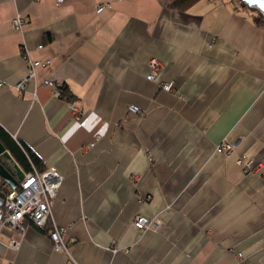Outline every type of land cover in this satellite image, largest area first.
Returning a JSON list of instances; mask_svg holds the SVG:
<instances>
[{
	"label": "crops",
	"instance_id": "obj_1",
	"mask_svg": "<svg viewBox=\"0 0 264 264\" xmlns=\"http://www.w3.org/2000/svg\"><path fill=\"white\" fill-rule=\"evenodd\" d=\"M173 1L0 0V128L62 175L52 219L69 242L6 225L2 264H264V28L238 0ZM28 60L50 64L20 92Z\"/></svg>",
	"mask_w": 264,
	"mask_h": 264
},
{
	"label": "built area",
	"instance_id": "obj_2",
	"mask_svg": "<svg viewBox=\"0 0 264 264\" xmlns=\"http://www.w3.org/2000/svg\"><path fill=\"white\" fill-rule=\"evenodd\" d=\"M40 1V0H36ZM64 0H57L62 3ZM110 4H102L97 8V13H101ZM12 27L16 31H22L25 24V17L21 13H17L12 19ZM49 61L42 63L41 61L28 60L27 66L29 69L28 77L17 83L16 88L21 92L24 91L26 82L34 76L36 68L47 66ZM161 68L160 62L153 58L150 62V73L147 75V80H155V72ZM44 84L54 89L55 96L62 95V85L47 79ZM161 89L167 92L174 90L172 82L161 83ZM70 108L75 114H80L78 109L70 105ZM131 113L141 115L140 108L136 105L129 107ZM235 146L229 142L222 143L218 150L219 152L229 155L233 152ZM246 172L256 173L262 167L258 165L255 168L251 167V163L245 162L243 159L238 160ZM23 171V170H22ZM264 173V172H263ZM63 184L62 175L55 169L49 168L43 172H38L33 169L30 172L23 171V179L20 181L16 189H12L8 185L5 187V194L0 197V233L2 229L8 225L11 229L24 232L25 221L30 222L34 227L40 230H47L48 235L53 243V248L58 253H69V242L65 239L66 230L57 226L52 219V202L55 199L58 190ZM160 220H151L144 216H137L134 220V225L140 230L145 231L151 227L156 229L161 228ZM13 248H18V241H11ZM0 264H2L0 262ZM69 264H73L71 261Z\"/></svg>",
	"mask_w": 264,
	"mask_h": 264
},
{
	"label": "trees",
	"instance_id": "obj_3",
	"mask_svg": "<svg viewBox=\"0 0 264 264\" xmlns=\"http://www.w3.org/2000/svg\"><path fill=\"white\" fill-rule=\"evenodd\" d=\"M197 0H174L170 6L173 8H178L181 10L188 9L191 5H193ZM241 4L247 7L246 4ZM255 10L258 13L257 24L264 28V16L257 8H250ZM62 98L68 102H73L75 100V96L72 94L70 89L66 86L62 87ZM0 141L6 148V150L11 155L12 159L19 167L25 171L30 172L33 169H36L38 172H43V166L41 160L37 157V155L24 143H18L14 139H12L3 129L0 128ZM7 169H11L13 173H16L14 169V164L11 163L6 157H2V162ZM13 165L10 167L9 165ZM7 182L0 175V197H3L5 194V187L7 186Z\"/></svg>",
	"mask_w": 264,
	"mask_h": 264
},
{
	"label": "water",
	"instance_id": "obj_4",
	"mask_svg": "<svg viewBox=\"0 0 264 264\" xmlns=\"http://www.w3.org/2000/svg\"><path fill=\"white\" fill-rule=\"evenodd\" d=\"M246 4L248 8H257L264 16V0H240ZM2 157H6L11 163L14 164L16 173H13L11 169L1 163ZM0 175L5 179L8 186L12 189H16L19 186L20 181L23 179V171L18 164L14 162L9 152L6 150L2 142L0 141Z\"/></svg>",
	"mask_w": 264,
	"mask_h": 264
},
{
	"label": "rangeland",
	"instance_id": "obj_5",
	"mask_svg": "<svg viewBox=\"0 0 264 264\" xmlns=\"http://www.w3.org/2000/svg\"><path fill=\"white\" fill-rule=\"evenodd\" d=\"M240 3H241V1L240 0H238Z\"/></svg>",
	"mask_w": 264,
	"mask_h": 264
}]
</instances>
